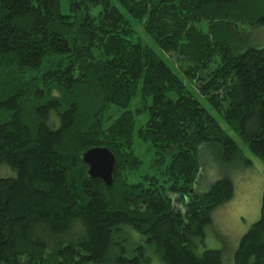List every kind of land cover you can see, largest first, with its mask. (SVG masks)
<instances>
[{"label": "trees", "instance_id": "16d2710c", "mask_svg": "<svg viewBox=\"0 0 264 264\" xmlns=\"http://www.w3.org/2000/svg\"><path fill=\"white\" fill-rule=\"evenodd\" d=\"M117 1L188 83L110 0H71L74 15L61 0H0V168L15 173L0 176V264H150L149 251L223 264L221 250L198 248L235 187L223 177L196 192L201 151L249 161L200 99L264 161V43L250 40L264 14L244 0ZM112 108L122 114L107 127ZM142 115L138 137L162 176L130 183L144 167L133 153ZM98 147L116 157L111 187L83 162ZM235 264H264V194Z\"/></svg>", "mask_w": 264, "mask_h": 264}, {"label": "rangeland", "instance_id": "374dc122", "mask_svg": "<svg viewBox=\"0 0 264 264\" xmlns=\"http://www.w3.org/2000/svg\"><path fill=\"white\" fill-rule=\"evenodd\" d=\"M244 1L248 10L251 9L256 11V13L260 15L264 14V0ZM110 2L113 7L119 8L125 20L132 26L134 30V40L141 39L145 45L155 50L159 57L164 59L171 67H175L177 75L185 83H188L184 74L178 71L179 64L175 65V59H171L162 54L155 42L145 33L143 24L132 19L130 15L121 8L117 0H110ZM70 3L71 0H61V11L64 15H74V12L70 9ZM100 11V8L92 9L93 14ZM202 29L204 31L207 30L206 26H203ZM246 29H248V27H246ZM259 30L260 29H254L251 32L250 40H261V44H263L264 31L262 30L259 34ZM170 62L173 63L174 66ZM200 101L217 119L225 132L237 142L242 150L243 160L249 161L247 166L240 162H235L233 165H223L214 159L209 148H204L201 151L202 172L195 188L196 192L205 193L215 181L223 177H229L233 181L235 187L234 197L230 202L219 207L213 213V223L206 229L205 238L203 242L199 243L198 253L203 254L206 250H221L223 252V264H235V254L240 240L261 216L264 194V161L256 157L249 150L239 135L227 125L217 112L211 109L205 100L200 99ZM139 104L140 99L135 100L133 109H136ZM121 114L122 110L112 108L104 116V121L106 122L105 126H111ZM135 120L136 133L134 135L133 153L144 162V167L134 175L129 176L128 179L130 183L147 181L146 178L148 176L156 174V177L162 176L161 173L151 169L152 162L154 161L153 148L148 143L142 142L138 137V130L145 127L147 117L144 115L137 116ZM0 176L11 177L15 176V173L10 169L0 168ZM148 256L151 257L150 264H163L154 251H149Z\"/></svg>", "mask_w": 264, "mask_h": 264}, {"label": "water", "instance_id": "95a60500", "mask_svg": "<svg viewBox=\"0 0 264 264\" xmlns=\"http://www.w3.org/2000/svg\"><path fill=\"white\" fill-rule=\"evenodd\" d=\"M83 162L88 166L90 177L102 180L109 187L113 185L116 157L108 148L88 150L83 155Z\"/></svg>", "mask_w": 264, "mask_h": 264}]
</instances>
